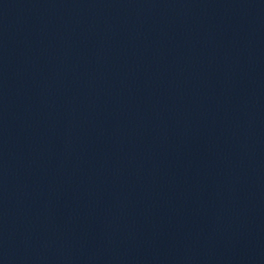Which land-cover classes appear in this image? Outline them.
Segmentation results:
<instances>
[{"label": "water", "instance_id": "1", "mask_svg": "<svg viewBox=\"0 0 264 264\" xmlns=\"http://www.w3.org/2000/svg\"><path fill=\"white\" fill-rule=\"evenodd\" d=\"M248 0H0V264H251Z\"/></svg>", "mask_w": 264, "mask_h": 264}]
</instances>
